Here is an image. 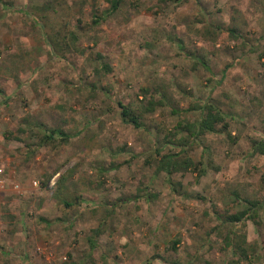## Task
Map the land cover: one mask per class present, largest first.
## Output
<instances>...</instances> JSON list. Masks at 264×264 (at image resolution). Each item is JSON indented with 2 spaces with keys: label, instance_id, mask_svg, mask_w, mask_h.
<instances>
[{
  "label": "rangeland",
  "instance_id": "rangeland-1",
  "mask_svg": "<svg viewBox=\"0 0 264 264\" xmlns=\"http://www.w3.org/2000/svg\"><path fill=\"white\" fill-rule=\"evenodd\" d=\"M109 7L0 0V264H230L232 233L264 264V210L222 222L264 201V0H124L93 23ZM207 102L228 128L155 174ZM51 129L73 137L40 145Z\"/></svg>",
  "mask_w": 264,
  "mask_h": 264
},
{
  "label": "trees",
  "instance_id": "trees-1",
  "mask_svg": "<svg viewBox=\"0 0 264 264\" xmlns=\"http://www.w3.org/2000/svg\"><path fill=\"white\" fill-rule=\"evenodd\" d=\"M124 0H109L110 7L108 10L102 14L103 16H94L93 23L99 24L104 22L108 17L114 15L120 8L121 4ZM180 1V0H176ZM217 29H220L217 27ZM232 35H236L235 30H230ZM97 58L100 59V54H97ZM202 63L200 60H197ZM204 64V63H203ZM205 65V64H204ZM103 68L107 71H110L111 68L107 64H103ZM0 95L5 97L4 92L0 89ZM159 103L149 102V104L144 108L143 112L150 113L154 112L156 106ZM122 109L121 117L124 123L134 126L135 128H141L142 123L139 121V116L128 106L120 104ZM200 110V118L198 121L188 124H179L178 127L181 131L187 133V136L183 138L179 147H181L178 153L174 154H165L160 155V159L158 162V166L156 168L155 174L165 173L168 176H172L178 172H186L191 168L195 167V164L191 158L188 157L186 154V148L192 144L191 141H196L200 137L205 134H214L217 133V127L221 126L224 129L228 128L226 114L215 106L213 103H205L201 107H198ZM77 135V134H76ZM73 135H69L64 132L62 129H51L47 130L45 134H43L41 138L42 146L51 144L59 139L61 143L67 142ZM19 140V138H16ZM251 151L253 154H258L264 156V137L262 139H252L251 140ZM170 185H172V180H168ZM262 182L264 187V173L262 175ZM140 196H135V198H139ZM120 202H127V200L122 199ZM246 208L242 211L229 214L222 222L223 223H237L242 222L243 220L251 221L254 223L256 227L260 225L259 222V210H264V201H250L245 200ZM68 207H70L69 203H66ZM100 236V230H96L94 232V237ZM93 247H95V243H93ZM177 241L173 242L175 245ZM226 249H230L232 253V262L230 264H239L241 261H246L248 264H253L254 261H257L258 258H255V248L248 244L244 237L237 235L236 233H232L230 236L227 237L225 242Z\"/></svg>",
  "mask_w": 264,
  "mask_h": 264
},
{
  "label": "built area",
  "instance_id": "built-area-1",
  "mask_svg": "<svg viewBox=\"0 0 264 264\" xmlns=\"http://www.w3.org/2000/svg\"><path fill=\"white\" fill-rule=\"evenodd\" d=\"M34 185H37V183H36V182H34Z\"/></svg>",
  "mask_w": 264,
  "mask_h": 264
}]
</instances>
